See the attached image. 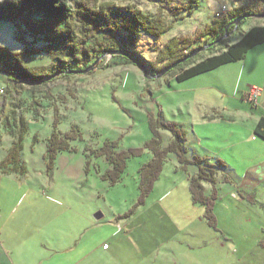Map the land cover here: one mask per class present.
Returning a JSON list of instances; mask_svg holds the SVG:
<instances>
[{
	"label": "rangeland",
	"instance_id": "rangeland-1",
	"mask_svg": "<svg viewBox=\"0 0 264 264\" xmlns=\"http://www.w3.org/2000/svg\"><path fill=\"white\" fill-rule=\"evenodd\" d=\"M116 2L174 23L173 29L158 39L141 37L135 55L121 50L132 60L104 55L85 74H55L35 87L0 74V162L14 142L6 121L15 128L23 118L27 127L26 174L0 173V264H264V167L259 166L264 142L255 134L264 99L258 105L249 101L253 87L264 90V45L244 60L184 82L172 75L148 80L142 66L155 67L158 52L173 39L203 30L224 0H200L178 20L173 9L188 0ZM249 4L256 12L264 10L259 1L232 0L230 7ZM254 26H264V18L246 19L229 43ZM0 46L20 53L46 43L4 19ZM53 63L47 54L23 58L36 74L41 68L52 72ZM152 118L159 145H154ZM74 127L83 140L73 141L74 150L61 152L50 170L46 156L52 135ZM175 131L183 133L187 162L173 147ZM110 150L126 161L118 180L110 174ZM157 152L161 170L143 197L141 170L153 166ZM195 157L228 166L218 170L215 182L203 181L207 196L216 194L215 227L207 208L193 200L191 180L199 175ZM145 174L153 173L149 168ZM98 214L103 217L97 219Z\"/></svg>",
	"mask_w": 264,
	"mask_h": 264
},
{
	"label": "trees",
	"instance_id": "trees-1",
	"mask_svg": "<svg viewBox=\"0 0 264 264\" xmlns=\"http://www.w3.org/2000/svg\"><path fill=\"white\" fill-rule=\"evenodd\" d=\"M236 1L264 2V0ZM199 5L200 0H188V4L184 7L178 6L173 9L172 14L178 20L183 12L194 11ZM253 9L250 4L236 6L223 17H215L196 35L173 39L158 52L156 66H148L150 73L157 74L189 57L201 47L221 39L225 36L229 26V34H231L235 29L232 23L239 17L246 14L264 15V10L256 12ZM4 19L24 26L35 39L46 43L42 49H27L20 53H14L6 47L0 46V74L8 75L9 79L18 83L31 84L33 87L38 85L36 82L47 80L55 74L87 69L109 51L123 50L135 55V47L141 37L148 36L158 39L169 33L174 26V23H167L161 17L145 13L133 5H118L116 0H5L0 3V20ZM244 22L245 20L236 31L243 26ZM229 38L181 63L167 76L172 75L179 82H184L225 65L244 60L251 50L264 44V26L250 28L234 44L229 43ZM41 54H47L54 61L52 72H46L45 68H41V73L36 74L24 66L23 58ZM16 76L26 79V81L22 79L18 81ZM151 122L157 138L154 145H159L161 139L155 129L153 118ZM19 123V125L14 123L15 128H12L9 119L5 123L14 142L7 157L0 162V173L2 174L24 176L27 172L22 162L23 141L27 127L23 118ZM182 134L175 131L176 139L173 147L182 158L181 160L187 162L183 158L186 150L183 147ZM255 134L264 140V117L259 121ZM77 140H83L79 127H74L65 135L57 131L54 132L49 141L46 156L50 170L54 169L57 156L61 152L74 150L71 143ZM111 145V148L116 146L114 143ZM156 154L157 160L153 166H145L141 170L140 190L143 197L153 190V179H156V174L161 170L162 155L159 152ZM108 158L113 165V170L110 171L111 176L115 180L120 179L126 167L125 159L115 156L111 150ZM194 164L199 167V175L191 180L193 200L196 204L207 208L206 217L215 227L217 223L214 215L216 194L207 196L203 181L215 182L218 170L226 169L227 165L222 160H218L216 165H211L208 158L201 157H195ZM149 168L153 174H145Z\"/></svg>",
	"mask_w": 264,
	"mask_h": 264
},
{
	"label": "water",
	"instance_id": "water-1",
	"mask_svg": "<svg viewBox=\"0 0 264 264\" xmlns=\"http://www.w3.org/2000/svg\"><path fill=\"white\" fill-rule=\"evenodd\" d=\"M249 18H264V15H260V14H246V15H243V16L239 17L238 19H236V20L233 21V23H232V25L235 27V29H234L233 32H235V31L239 28V26L242 24V22H243L244 20L249 19ZM229 28H230V26L227 27V29H226V34H225V36L222 37L221 39H219V40H217V41H215V42H213V43H210V44H208V45H205V46L201 47L199 50H197L196 52H194L193 54H191L189 57L185 58L184 60H182V61H180V62H177V63L171 65L170 67H167L166 69H164L163 71H161V72H159V73H157V74L150 75L148 69H146L144 66H142V69L144 70V76H145V78L148 79V80H157V79H161V78H163L164 76H166L169 72H171L172 70L176 69L181 63L187 61V60L190 59V58H194V57H196L197 55H199V54H201V53L207 51L209 48H211V47H213V46H216V45L220 44V43H221L222 41H224V40H227V39L230 37V35L233 33V32H232L231 34H229ZM105 55H106V56H109V57H113V56H116V55H121V56H125V57H127V58H129V59L132 60V58L130 57V55H128L127 53H125V52H123V51H121V50H118V51H109V52H108L107 54H105ZM103 57H104V56H103ZM97 64H98V61H97L92 67H90L89 69H87V70H85V71H77V72H78V73H81V74L88 73V72L92 71V70L94 69V67H95ZM75 72H76V71H69V72H64V73L67 74V73H75ZM59 74H61V73H59ZM59 74H58V75H59ZM62 74H63V73H62ZM55 76H57V75L52 76V78L55 77ZM16 77H17L18 79H20V80L22 79L23 81H26V79L20 78V77H18V76H16ZM44 81H47V80L38 81V82H36V83L41 84V83H43ZM29 82H30V83H35L34 81H29ZM102 217H103V215H101V214H98V215L96 216L97 219H101Z\"/></svg>",
	"mask_w": 264,
	"mask_h": 264
},
{
	"label": "built area",
	"instance_id": "built-area-1",
	"mask_svg": "<svg viewBox=\"0 0 264 264\" xmlns=\"http://www.w3.org/2000/svg\"><path fill=\"white\" fill-rule=\"evenodd\" d=\"M231 1L232 0H224L220 13H218L217 17L222 16V14L228 13L231 10V7H230ZM260 96H261V90L257 87H253L250 91L249 101L253 103L254 105H258Z\"/></svg>",
	"mask_w": 264,
	"mask_h": 264
},
{
	"label": "crops",
	"instance_id": "crops-1",
	"mask_svg": "<svg viewBox=\"0 0 264 264\" xmlns=\"http://www.w3.org/2000/svg\"><path fill=\"white\" fill-rule=\"evenodd\" d=\"M264 45V44H263ZM261 46V45H260ZM255 49V48H254ZM2 76H5V74H1ZM258 88V87H257ZM260 89V88H259ZM261 90V97H260V99H259V102H262V99H264V90L263 89H260ZM264 102V101H263ZM264 117V115L262 114V118ZM261 120V119H260ZM259 123V122H258ZM256 139V138H255ZM260 141H263L264 142V140L263 139H261L260 138ZM261 148H264V145H261ZM3 161V160H2ZM1 161V162H2ZM259 166H261V167H264V161H263V164L262 165H259ZM261 167H258V168H261ZM227 168H228V166H227ZM259 170V169H258ZM257 170V171H258ZM253 175V171H249V172H247V176L249 177V176H252ZM249 189L251 190V189H255V187H254V185H252L251 187H249ZM104 248H105V250H108L107 249V246H104Z\"/></svg>",
	"mask_w": 264,
	"mask_h": 264
}]
</instances>
